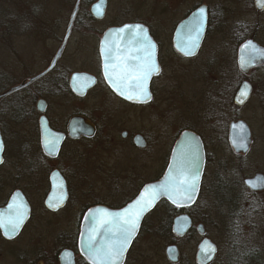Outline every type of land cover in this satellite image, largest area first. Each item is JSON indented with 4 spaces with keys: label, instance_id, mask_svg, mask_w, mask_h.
Wrapping results in <instances>:
<instances>
[{
    "label": "flooded vegetation",
    "instance_id": "af4514ba",
    "mask_svg": "<svg viewBox=\"0 0 264 264\" xmlns=\"http://www.w3.org/2000/svg\"><path fill=\"white\" fill-rule=\"evenodd\" d=\"M99 1H80L78 16L66 42L68 25L65 30V18L13 16L8 25L0 24V135L4 145L0 169L9 161L11 164L7 165L10 172L20 168L36 170L34 173L41 171L43 177L40 184L45 190L43 213L55 217L47 222L39 218L36 230L26 234L34 219L29 194L24 187L18 185L21 181L10 175V172L9 176L0 179V209L7 206L17 191L25 196L31 208L29 219L16 238L6 239L0 229V264H93L80 245L86 213L98 206L120 210L133 201L145 185L159 181L166 172L173 149L182 133L191 132L201 138L206 164L207 148L203 133H224L225 141L231 148L228 141L230 126L244 122L252 137L251 148L246 155L250 153L255 142L253 133H264V64L256 66L247 75L241 72L238 65L239 49L245 41L252 39L264 48L258 41L259 27L250 35L241 33V24L237 25L234 35L217 34L219 41L214 52L218 55H215L213 61L208 59L201 63V88L191 92L186 84L178 81V63L179 60H197L207 33L198 54L186 58L174 49V33L170 46L167 36L160 39L162 36L159 38L155 35L144 20L111 23L109 26L106 14L103 19L93 17L91 7ZM110 1L107 0V9ZM119 4L118 7H121L125 2ZM17 5L14 4L15 7ZM252 5L258 16L264 13L257 12L254 0ZM200 6L202 5L195 9ZM207 12L209 28L211 12L208 6ZM69 22L70 18L68 24ZM128 24L147 27L157 46V61L161 71L150 83L151 99L145 104H133L121 99L110 89L103 74L100 53L102 37L108 29ZM228 40H235L237 47L229 48ZM225 52L231 53L226 56V60L219 58ZM209 67L214 68L218 77V81L211 84ZM167 69L169 76L163 82L161 78ZM76 74L87 75L95 80L84 96L75 93L71 87V78ZM243 83L248 84L250 94L249 99L239 105L235 99ZM13 89L15 91L8 94ZM39 104H44L43 113L38 110ZM67 107L72 109V113H64L63 109ZM131 110L137 113V123L130 118ZM42 116L46 117L54 131L64 136L56 158L48 157L42 150L39 127ZM76 117L91 124V137L80 136L75 139L69 135V122ZM17 129L22 133H13ZM231 150L233 151L232 148ZM163 151L167 153L165 157L162 155ZM233 153L246 156L234 151ZM51 163L58 165L52 168ZM86 164L92 166V183L87 189L74 194L70 177L62 166L83 168ZM54 170H58L64 177L68 194L64 208L57 212H51L45 206L50 192V175ZM44 172L48 174L46 178ZM256 174L258 173L253 176ZM36 178L38 177L24 179V185L29 188L39 186ZM246 178L249 177L242 179L241 187L248 194L237 195L234 225H225V221L231 223L232 219L230 217L226 220L222 217L224 225L220 228L226 239L225 252L208 236L205 225L197 223L191 214L195 203L189 208L179 209L182 213L177 216L188 215L192 226L183 238H177L171 226L173 244L165 247L163 264H180L181 252L177 243L193 239L194 236L200 239L197 252L204 239L210 240L217 249L215 257L207 264H264V236H261L264 231V201L257 200L264 196V192L246 189L243 185ZM87 179L84 178L85 181ZM99 185L107 188L106 199H101L103 195L98 192L105 188ZM75 200L80 214L74 217L81 219L79 224L76 219L65 226L63 213ZM159 206L160 204L157 208ZM61 218H64L63 223ZM143 223L121 264H158L154 247H149L146 251L139 242ZM200 225L204 229V235L199 234ZM170 246L178 248L177 263L170 262L166 257V249ZM197 252L195 260L188 261L187 264H198ZM223 253L224 257H220Z\"/></svg>",
    "mask_w": 264,
    "mask_h": 264
},
{
    "label": "rangeland",
    "instance_id": "374dc122",
    "mask_svg": "<svg viewBox=\"0 0 264 264\" xmlns=\"http://www.w3.org/2000/svg\"><path fill=\"white\" fill-rule=\"evenodd\" d=\"M252 1L253 0H187V2H185V0H111L107 9L106 20L109 26L111 23H123L136 19L144 20L150 25L155 35L159 38L162 36L160 39L167 36V43L171 46L172 36L177 23L183 20L186 15L197 6L207 5L211 12V22L202 50L196 61L188 62L179 60L178 63V81L186 84L191 92H195L197 88H201L199 76L202 68L199 70V66L208 59L213 61L215 55H218V53L214 52L219 41V38L216 36L217 34L234 35L236 33L234 27L241 24V33L250 35L256 27H259L258 41L264 45V13L258 16L252 5ZM75 2L76 0H0V24L8 25L13 16L20 18H65L64 28L66 30ZM120 2H125V4H121L122 6L118 7ZM14 4H18V7H15ZM218 21H220V23H218ZM219 24L222 25L221 32H218ZM227 42L229 43V48L232 49L237 47V42L235 40H228ZM169 45H167V47H169ZM230 54V52H225L223 55L219 56V58H225L226 60V56ZM83 55L84 54H82V56ZM214 71V68L211 69L209 67L208 75L210 84L218 81L217 74ZM168 76L169 70L167 69L161 81L165 82ZM63 111L64 113H68V111L72 113V109L68 107L64 108ZM130 115L131 120L137 123V113L131 110ZM15 131L16 132L13 133H22L19 129ZM203 135L207 148V164L198 201L190 212L197 223H203L205 225L208 236L223 250V252H225L226 239L220 228V226L224 224L222 223L220 210L216 207L213 200L215 198L216 178L217 175H221L226 177V179L228 178L229 182L240 181L242 186L243 178L251 177L255 173L264 174V133H253L255 142L250 153L246 156L235 155L219 133H203ZM166 154V151H163V157H165ZM62 160H64V158ZM61 161L58 163H61ZM58 163H51L50 166L54 168ZM7 164L11 163L8 161L5 166L0 169V179L9 176L8 173L10 169ZM62 169L70 177V183L74 189V194L80 193L83 189L90 187L89 184L92 183V166L88 164L83 168L81 166L75 168L62 166ZM33 173L34 172H31L28 168H20L17 171L12 170V172H10V175L21 181V184L18 185L27 190L29 199L32 203V215L34 219L32 218L33 220L29 224L26 234L36 230V227L39 226V218L45 220V222L50 221L49 219H55L52 215L48 216L43 213L45 190L40 184L43 173L40 171L39 173H34V176H32ZM35 177H38L36 180H39V186H32L29 188L27 185H24V179L28 180ZM84 178L87 180L85 181ZM99 186L105 188L104 185ZM241 186V192L238 191L236 195L248 194ZM89 193H92V191ZM98 193L103 195L101 199H106L105 196H107L108 193L107 188ZM257 200L264 201V196H261ZM79 209L76 200L69 204L67 211L63 213L65 226L71 224V222L76 219L79 224L81 218L77 216V218L74 217V215L80 214ZM71 215L72 217H70ZM167 216V209L160 205L145 219L139 238V242L144 245L146 251L149 247H154L153 250L156 253L155 258L157 257L158 264H163L165 262V247L173 244L172 237L161 236L166 234L162 232L159 224L160 221L164 222ZM63 219L61 218L62 223ZM237 225L238 223L236 220L235 226L237 227ZM155 235L157 237H155ZM261 236H264V231ZM199 242L200 239L194 236L193 239L181 240L177 243L181 252L180 264H187L188 261L195 260ZM224 255L223 253L220 257H224Z\"/></svg>",
    "mask_w": 264,
    "mask_h": 264
},
{
    "label": "water",
    "instance_id": "95a60500",
    "mask_svg": "<svg viewBox=\"0 0 264 264\" xmlns=\"http://www.w3.org/2000/svg\"><path fill=\"white\" fill-rule=\"evenodd\" d=\"M80 1L81 0L76 1V4L70 15V22L68 24L65 42L69 39L72 33V28L75 19L79 13ZM254 4L257 12L264 11V0H254ZM106 9H107V0H100L98 3L94 4L91 7V14L93 17L97 19H103L106 14ZM200 9L205 10V17L202 23V27L198 26L197 24L198 17L200 15ZM137 25L139 24H128L119 28L108 29L102 37L100 53L103 63V74L110 89L117 96H119L121 99L127 102L133 104H145L149 102L151 99L150 83L153 78L159 76L161 71L157 61V46L155 41L152 39L147 27L143 25H139L142 27V29L145 30L147 38L150 41V45L147 47V55L150 57V60L155 64V66L159 69L158 72H153L149 76L145 84L148 97L142 98L140 101H137V100H130L127 99L125 96H122L119 93V91H117L112 86V83L106 77V69H105V64L107 63L108 72L120 74L122 68L131 67L138 62L137 59H135V57L143 58L146 55L144 51H138V49L141 48V45L132 41L130 37V34L135 30ZM207 28H208L207 6L202 5L197 9H195L187 18H185L177 25L173 36L174 49L183 57L186 58L195 57L198 54L199 50L201 49L205 35L207 33ZM121 29H125V31H121ZM249 42L254 44L261 51H264V48L259 46L252 39L245 41L241 45L238 55V65L241 72L245 75L249 74L250 70H252L256 66L264 64V56L253 54L255 58L251 60V63L247 64V66L243 68L241 67L242 55L244 56L245 60H248L249 50L245 49L244 46ZM110 51H111V58L106 60V57H108ZM60 53L61 51L59 52V54ZM94 83L95 80L83 74H76L73 75L71 78V87L73 91L80 96H84L86 90L91 86H93ZM131 83H134V81H131ZM249 90L250 88L248 84L243 83L235 99L237 104L243 105L249 99V94H250ZM14 91L15 89L10 91L8 94L13 93ZM38 110L39 112L43 113L44 104H39ZM39 127L41 133V147L43 152L45 153V155H47L50 158H56L63 144L64 136L54 131L50 127L48 120L44 116H42L39 120ZM68 133L72 138L75 139L79 138L80 136L91 137L93 135V127L85 119L76 117L70 120L68 125ZM53 141H56L54 149L52 147ZM228 141L231 148L236 154L246 155L249 152L252 144V137H251V133H249L248 126L244 122H237L231 124L230 133H228ZM0 143H2L3 145L1 135H0ZM3 150H4V145H3ZM3 150L0 151V160L2 161H3ZM183 153H187L189 160L195 161V166H193L192 164H188L189 172L187 174L189 177L195 176L196 189L195 192L192 194V198L186 199L185 194L181 188L178 189L173 194L172 198H169L168 195H160L157 196L156 199L151 200L150 198L153 195L152 186L159 187L160 185L165 184L169 180L170 176L175 175V173L171 170L176 166L178 159L181 157ZM2 163H0V166L2 165ZM205 166H206V155L201 138L191 132L182 133V135L180 136L178 142L176 143L173 149L171 159L166 169V172L159 181L145 185L138 194V196L120 210H110L108 208L98 206L89 210L86 213L83 220L80 245L83 252L88 257V259L92 261L87 253L88 236L89 233L92 231V227H93L91 223L90 214L99 217L101 222L105 220L113 222V231L109 233V235L111 236L115 234V231L119 226L118 223H116L118 219L117 214H123L126 212V210H131L135 212L139 209V207L144 206V204L147 202V206L145 207L144 211L142 212L138 220V227L136 231L132 234L131 239L128 242L127 247L123 253V256L119 261V264H121L125 259L127 251L129 250L133 241L137 237L144 219L151 212H153L162 201H166L171 206L178 209H186L193 206L196 203L202 187ZM243 185L246 189L252 192H264V175L258 173L253 177L246 178L243 180ZM67 198H68V194H67V185L65 179L58 170H54L50 175V192L45 200V206L51 212H57L60 209L64 208L67 202ZM141 198L143 199L141 200ZM138 200H141L140 205H137L136 203ZM10 205L12 207H10ZM134 205L136 206L135 208L133 207ZM16 207H19L20 210L24 213L23 221L20 227L16 229L14 232H8L7 234L5 233V229L3 227H0L2 235L9 240H12L19 235L22 228L28 221L31 212V208L29 206L28 201L20 191L15 192L11 197V199L9 200L7 206L3 209H0V220L7 221V219L12 215ZM106 213L108 215H105ZM191 226H192V221L188 215L183 214L177 216L172 221L173 234L177 238H183L189 232ZM97 227L99 228L101 235H97L95 238L97 241H100L104 229L108 227V224L101 223L97 225ZM198 231L200 235L205 234L202 225L198 227ZM216 251L217 249L215 245L210 240L204 239L198 246V252H197L198 264H207L208 262H211L216 255ZM178 256H179V252L176 246H170L166 249V257L170 262L177 263Z\"/></svg>",
    "mask_w": 264,
    "mask_h": 264
},
{
    "label": "snow or ice",
    "instance_id": "6c2138e0",
    "mask_svg": "<svg viewBox=\"0 0 264 264\" xmlns=\"http://www.w3.org/2000/svg\"><path fill=\"white\" fill-rule=\"evenodd\" d=\"M205 17V10L200 9V15L198 17L197 24L202 27V23ZM131 27V26H128ZM125 31V29H121ZM131 40L141 45L138 51H144L146 55L141 57H135L137 63L131 67H124L121 69L120 74L108 72V64H105L106 77L112 83V86L119 91L122 96H125L130 100L140 101L142 98H147L148 93L145 88V84L149 76L153 72H158L159 69L150 60L147 55V47L150 45V41L147 38L146 32L141 26L137 25L135 30L130 34ZM245 49H248V60H245L244 56L241 57V67L247 66L251 63V60L255 58L253 54L264 56V51L258 49L254 44L249 42L246 44ZM111 58V51L109 52L107 59ZM134 81V83H131ZM243 95V93H242ZM56 141L52 142L53 149L55 148ZM243 146V145H241ZM3 150V145L0 143V151ZM3 161L0 160V163ZM188 164L195 166L194 160H189L187 153H183L178 159L176 166L171 170L175 173L169 177V180L159 187L152 186L153 195L151 200L156 199L160 195H168L172 198L173 194L178 190H183L186 199H191L192 194L195 192L196 183L195 176L189 177L187 174L189 172ZM251 183V182H249ZM143 198H141L142 200ZM141 200H138L137 205L141 204ZM175 202V201H174ZM147 206V202L144 206L139 207L135 212L131 210H126L123 214H117L118 228L114 235H109L113 231L112 221L101 222L100 218L90 214L91 223L93 225L92 231L88 236L87 253L93 264H119L121 257L127 247L128 242L131 239L132 234L136 231L138 227V220L140 215ZM10 207H12L10 205ZM136 207L135 205L133 206ZM105 215H108L107 213ZM24 213L19 207L14 209L12 215L7 219V221L0 220V227L5 229V233L14 232L18 229L23 221ZM101 223L108 224V227L104 229L103 235L100 241L96 240L97 235H101L97 225ZM214 251V249H213Z\"/></svg>",
    "mask_w": 264,
    "mask_h": 264
},
{
    "label": "trees",
    "instance_id": "16d2710c",
    "mask_svg": "<svg viewBox=\"0 0 264 264\" xmlns=\"http://www.w3.org/2000/svg\"><path fill=\"white\" fill-rule=\"evenodd\" d=\"M237 27H234V30H237ZM222 31V25L219 24L218 27V32ZM221 135V137L223 139H225V134L224 133H219ZM227 144V142H226ZM31 172H36L35 170L31 169ZM50 170L47 172L49 173ZM44 174H46L44 172ZM33 176V175H32ZM48 175H44V177L46 178ZM226 177H223L221 175H217V183L215 185V198L213 199L216 207L220 210V216L223 217L224 219L227 220V218L232 219V223H229L228 220L225 221V225L229 226V225H234L233 222V218L236 214V210H237V193L238 191L241 192V184L240 181H231L229 182L228 178L226 179ZM161 206H164L167 211H168V216L166 218V220L160 221L159 226L162 229V232L166 235H161V236H167V237H171L172 233H171V226H172V220L175 216H177L178 214H181L182 211L171 206L169 203H167L166 201H163L160 203Z\"/></svg>",
    "mask_w": 264,
    "mask_h": 264
}]
</instances>
